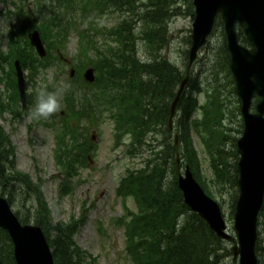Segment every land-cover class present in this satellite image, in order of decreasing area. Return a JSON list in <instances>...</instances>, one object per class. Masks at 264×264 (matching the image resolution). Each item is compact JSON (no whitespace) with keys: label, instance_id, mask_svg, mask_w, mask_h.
Listing matches in <instances>:
<instances>
[{"label":"trees","instance_id":"1","mask_svg":"<svg viewBox=\"0 0 264 264\" xmlns=\"http://www.w3.org/2000/svg\"><path fill=\"white\" fill-rule=\"evenodd\" d=\"M178 1L148 0L146 4H142L145 6L143 7L138 5L140 0H39L35 13L28 12L30 21L25 23V26H33L40 30L49 54L63 46L70 32L76 30L85 59L98 71L96 84H84L82 70H78L74 83H69L65 87L63 93L65 108L68 111L66 118L79 119L92 115L99 119L103 111L110 109L114 118L121 120L116 121L118 146L128 133L133 136L131 147L135 149V153L146 146L151 150V156L145 166L129 171V176L123 179L118 189V194L123 198L132 197L136 200L137 212L132 213V219L126 221L125 225L128 251L137 264H219L222 256L220 252L225 250L227 253L223 246L227 243L220 240L183 201L177 183L175 157L179 148L174 143L165 144L159 140H155L158 146L147 143L148 136L162 128L163 134H170L167 124L171 101L175 97L176 88L185 77L177 66L159 54L168 44L169 21L180 11ZM110 9L127 16L118 26L107 32L110 36L107 37L101 35L103 34L101 29L92 27L94 26L92 20ZM135 15H138L140 23H143L141 35L136 34L133 27ZM83 25L91 27L83 30ZM221 28L223 30L222 21L219 19L215 31ZM239 34L241 41L248 44L241 30ZM11 37L10 53H1L0 56L5 62L12 57L19 58L23 68L30 71L28 82L30 86L40 70L51 66L53 56L40 59L26 37L18 41L14 40L12 33ZM143 39L148 41L150 61L143 62L139 58L137 40ZM91 52L93 59L89 58ZM217 56L218 58L213 61H218V64L223 61L222 71L228 75V82L235 94L234 81H231L229 73L230 56L226 40L219 46ZM85 66L84 64L82 68ZM213 67L212 73L219 78L220 70L216 66L213 70ZM9 77L10 75L6 73L9 101L6 103L0 95V114L6 109L17 112V108L20 107L15 72L13 71ZM189 84L196 92L202 91L196 77L191 78ZM85 87L90 89L89 92L81 91ZM215 88L206 105L202 107L201 117H195L199 105L198 97L194 96L193 92L183 94L177 128L184 150L182 158L190 165L197 180L212 197L213 192L201 175V161L191 133L193 131L197 135L209 153L215 184H218L222 191L226 181L237 188L238 155L235 134L242 130V126L237 127L235 120L227 123L228 109H225L222 99L223 91L219 87ZM83 97L82 103L80 100ZM34 101L33 92L29 94V103L33 104ZM70 128L68 131L73 133L76 139V134ZM81 130L85 129L81 127ZM65 136L66 133L63 139ZM83 144L79 145L84 147L83 156L79 157L76 154L72 158L68 157L75 146L69 147V152L66 151L65 154L63 151L64 154L59 156V163L66 171L62 183V197L70 193L72 189L70 177L77 174L78 166L88 163L91 150L88 144H84L85 146ZM66 156L67 159L63 160ZM231 158H234L235 164L230 163ZM170 174L173 177L171 180ZM237 192L236 189V193L232 194V204L237 199ZM0 194L3 196L7 194V199L12 205L16 204L18 199L24 202L25 210H18L19 217L23 223L34 221L43 228L53 248L56 264H94L86 262L85 253L74 240L82 222L72 220L69 223L59 222L54 225L51 210L43 194L42 182L36 183L28 174L17 170L16 148L1 125ZM263 250L264 246L259 245L258 254L261 257L259 264H264ZM0 256L4 264H15L12 241L8 233L2 229Z\"/></svg>","mask_w":264,"mask_h":264},{"label":"rangeland","instance_id":"2","mask_svg":"<svg viewBox=\"0 0 264 264\" xmlns=\"http://www.w3.org/2000/svg\"><path fill=\"white\" fill-rule=\"evenodd\" d=\"M7 1H14L16 5H19V2H23L26 3L27 7H33L37 0ZM145 1L147 0H141L140 4H145ZM178 3L180 11L177 16L172 17L169 21L168 44L160 50V54L179 67L183 73L190 72L192 76L197 77L199 84L202 85L206 92H212L215 87V89H218L217 87L221 88L224 92V97H226V106L231 111L227 122L232 117L237 122V127H239L242 117L239 112L238 96L234 94L231 86H229L230 88L228 87V82H225L223 79L225 78V72H223L224 76L221 75L223 80L217 79L212 74L213 65L214 67L220 66V70L224 66L222 60L219 64L218 61L214 62L218 58L216 54L219 46L223 40H226L224 29L222 30L221 28L215 31L213 37L210 38V43L200 51L194 64L189 66V51L192 45L190 40L195 8L194 6L192 7V4L189 6V0H179ZM11 9L14 10V7H11ZM141 10H144V8H141ZM123 17L124 14L122 12L109 11L95 20L94 26L103 30L108 29L118 25ZM133 19L135 21L133 23L135 33L141 35L143 23H140L138 15L133 16ZM16 23L19 25V19L16 16L9 17L3 0H0V49L2 51H7L8 49L7 29L11 25L14 27ZM137 47V51L143 61L151 58L146 39L137 40ZM62 52L65 57L63 63H54L53 67L42 71L35 78L37 88L41 87L43 91L58 94L60 110L48 119L42 118L43 121L32 118L31 112L35 106L34 108L29 107V113L23 112L17 116L10 111H6L0 114V124L4 127L7 135L16 147L17 169L22 173L28 174L35 182H42L44 196L51 209L54 225L59 222H70L72 219L83 221L75 235V241L83 251L87 252L88 256L86 254V260L89 261L90 257H93L96 259V264H133L126 252L127 241L124 235V228L116 222L119 217L124 216L127 212L122 199L116 196V189L120 180L127 174L128 169L144 167L151 155V150L145 148L137 156L130 154L127 151V147L124 146L129 141L128 136V138L126 137L127 139L125 138L126 143L118 147L114 141V121L106 112L99 119L92 116L94 126L88 125L86 120L78 122V119H70V123L74 127L73 131L76 134V139L75 143H73L71 139L72 137L74 140L73 133H71V136L67 135L66 142L68 146L64 149L65 154L66 151L69 152V147H72V144H74L73 152H70L68 157L72 158L76 154L81 155V151H84L83 147H79L83 141V130H81V127L85 129L84 127L87 126L90 127L88 138L91 140L89 145L92 151L89 162L86 165L78 166L77 175L71 179L72 192L68 196L60 197L61 181L65 171L59 165V161L57 162L56 160V150L58 149L56 135L62 129V123L67 124V120L65 121L64 119L66 114H64L65 99L63 92L70 77L72 69L71 60L76 59L73 63H81L78 59V34L75 31L71 33L68 46ZM90 56L91 58L93 57L92 53ZM68 60H70V63H68ZM209 64L211 65L209 66ZM49 85H52L53 88H50ZM0 90L3 91L4 87H1ZM33 90L30 88V92ZM200 99L203 102L205 96L201 95ZM80 101L83 103V99ZM51 122H56L59 126L49 125ZM78 125H81V127L77 128ZM177 132L175 130L169 135L163 134L162 128L155 134H150L147 143L155 144V140H159L160 142H164L165 140L167 144H172ZM241 136V133L235 134L236 139H239ZM193 141L200 154L202 178L210 187L216 200L222 203L221 206L225 220L232 232L234 221L233 204L231 203L233 201L232 194L236 193L238 187L236 188L226 181L223 191L220 190L219 185L215 184L209 161L195 134H193ZM65 159H67V156L63 158V160ZM230 163L235 164L234 158L230 160ZM172 178L170 174L169 179L171 180ZM5 197L8 198V195L6 194ZM126 203L127 206L135 209V202L132 198L127 199ZM23 204L24 202L18 199L16 204L12 205L14 211L18 212L19 209L24 211ZM259 238L260 245L263 244L264 246V211L259 218ZM235 244V242L227 245L223 244L227 253H225V250L220 252L222 256H220L221 260H219V264H238L233 260L232 254H228V250H231ZM262 253V260L264 261V250ZM259 258L261 259V257Z\"/></svg>","mask_w":264,"mask_h":264},{"label":"water","instance_id":"3","mask_svg":"<svg viewBox=\"0 0 264 264\" xmlns=\"http://www.w3.org/2000/svg\"><path fill=\"white\" fill-rule=\"evenodd\" d=\"M196 18L193 24L190 62L206 43L216 16L220 13L225 23L228 47L232 54L231 68L237 82V91L243 101L245 131L238 141L241 154L239 162L240 195L236 205L234 231L239 244L233 247L234 259L239 264H258L256 244L258 240L257 220L264 201V0H194ZM239 25L251 48L242 45L236 32ZM32 44L41 56L45 48L38 32L30 35ZM21 100L26 104V82L23 71L17 63ZM86 80H95L92 69L85 74ZM187 82H183L171 108L170 128ZM258 95L262 101L257 105L258 114H250L252 98ZM179 161V160H178ZM179 187L185 202L204 218L211 229L225 240L232 236L217 202L206 195L196 181L190 167L179 176ZM0 227L8 231L14 243V256L17 264H55L51 247L41 227L23 225L14 214L7 199L0 196ZM0 264H2L0 258Z\"/></svg>","mask_w":264,"mask_h":264},{"label":"clouds","instance_id":"4","mask_svg":"<svg viewBox=\"0 0 264 264\" xmlns=\"http://www.w3.org/2000/svg\"><path fill=\"white\" fill-rule=\"evenodd\" d=\"M60 110V101L57 93L38 90L36 105L31 112L33 119H48Z\"/></svg>","mask_w":264,"mask_h":264}]
</instances>
